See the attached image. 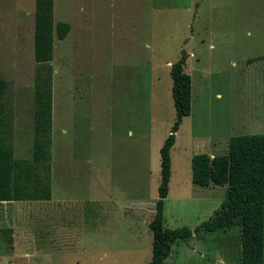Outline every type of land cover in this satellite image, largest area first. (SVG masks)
I'll list each match as a JSON object with an SVG mask.
<instances>
[{
    "label": "rangeland",
    "instance_id": "374dc122",
    "mask_svg": "<svg viewBox=\"0 0 264 264\" xmlns=\"http://www.w3.org/2000/svg\"><path fill=\"white\" fill-rule=\"evenodd\" d=\"M54 11L72 28L50 62L52 198L0 202V264H148L176 117L171 65L185 48L192 109L171 149L164 224L194 229L227 186L195 184L192 156L264 133V0H55ZM34 15L35 0H0V76L21 159L33 156ZM240 251L238 227L201 230L166 264H241Z\"/></svg>",
    "mask_w": 264,
    "mask_h": 264
},
{
    "label": "trees",
    "instance_id": "16d2710c",
    "mask_svg": "<svg viewBox=\"0 0 264 264\" xmlns=\"http://www.w3.org/2000/svg\"><path fill=\"white\" fill-rule=\"evenodd\" d=\"M55 0H35L34 58L41 67L35 75L34 140L32 159L15 157L13 130L7 104V81L0 76V202L50 200L53 134L54 40L65 39L72 25L55 21ZM188 53L171 65L172 97L176 117L161 154V179L150 228L153 233L152 258L148 264H166L173 247L204 230L213 232L238 227L240 263L264 264V133L232 136L228 151L192 156V181L198 185H226V198L208 220L194 229L166 227L164 209L171 178V149L184 117L192 109V77L185 70Z\"/></svg>",
    "mask_w": 264,
    "mask_h": 264
},
{
    "label": "crops",
    "instance_id": "0c3cea01",
    "mask_svg": "<svg viewBox=\"0 0 264 264\" xmlns=\"http://www.w3.org/2000/svg\"><path fill=\"white\" fill-rule=\"evenodd\" d=\"M13 39H14V43H16L17 41H18V39H19V35H17V36H13ZM176 140H177V137H176ZM229 141V140H228ZM175 144H176V142H175ZM174 144V145H175ZM217 143L215 142V144L213 143V145H216ZM174 145H173V147H174ZM172 147V148H173ZM208 150V149H207ZM211 157H213L214 156V153H212V152H209L208 153ZM171 166H172V164H171ZM173 170L171 171V178H170V185L172 184V181H173V177H174V175H175V172H174V168H172ZM169 185V186H170ZM169 192H170V189H169ZM42 201H44V200H42Z\"/></svg>",
    "mask_w": 264,
    "mask_h": 264
}]
</instances>
